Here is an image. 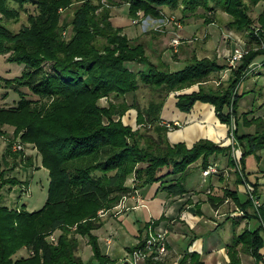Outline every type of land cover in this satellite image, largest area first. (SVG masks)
<instances>
[{"label":"trees","instance_id":"trees-1","mask_svg":"<svg viewBox=\"0 0 264 264\" xmlns=\"http://www.w3.org/2000/svg\"><path fill=\"white\" fill-rule=\"evenodd\" d=\"M72 1L0 0V53H5L6 60L22 64L17 74H0V95L4 96L7 89L17 92L13 103L0 104V123L11 122L17 136L33 145L41 165L47 169L46 193L38 207L8 205L3 201L2 185L16 184L20 178L5 161L4 150L10 141L4 144L0 153V264H124L125 259L117 261L101 251L96 234L90 229L100 223L95 220L96 208L130 189L125 182L127 176H132V187L157 181V187L167 193L180 194L187 189L184 178L188 164L199 158L197 165L204 168L210 163L211 154L222 152L233 166L236 183L245 175L243 156L256 154L264 146V118L247 115L245 109L237 111V98L245 90L231 91L248 65L257 60L264 63V0L255 18L249 14L248 4L258 0H110L124 2L127 14L133 18L138 14L169 15L163 5H179L185 14L200 6L203 19H210L214 8L219 7L228 14L227 27L247 28V38L257 44L262 41L260 46L242 53L233 66L214 56L191 55L174 68L159 55L151 59L141 40L112 24L108 5L99 0H74L67 20L69 32L64 36L63 18L56 20V8ZM25 2L34 3L36 11L28 13L27 22L16 29L8 27L3 20L15 19ZM254 20L259 24L257 35L251 28ZM226 65L224 86L202 84L210 72ZM138 81L154 93L144 105L122 98L125 93H133ZM193 82H197L196 88L174 93L175 106L185 111L196 99L210 102L215 116L227 125L226 132L232 124V136L240 149L238 157L230 154L229 142L220 144L204 136L189 144L183 140L168 141L166 129L175 123L161 120L162 101L169 91ZM24 86L35 96L27 95ZM110 94L121 99L98 101L100 96ZM129 106L135 109V127L120 118ZM239 116L243 123H253L251 131L237 132ZM226 195L243 209L238 217L260 216L264 220L262 202L257 212L247 211L250 201L239 200L235 187L223 186L221 196L208 194L207 199L215 206ZM228 217L232 230L225 243L227 258L221 264H241L239 250L260 258L258 248L264 243L260 227L243 226L235 231L233 225L238 217L226 215L224 219ZM56 229L54 239L50 238ZM76 233L85 234L90 245L85 259L75 252ZM136 244L125 247L128 250ZM21 246L25 253L12 256ZM148 264L159 262L148 259ZM178 264L203 262L195 250H186Z\"/></svg>","mask_w":264,"mask_h":264},{"label":"rangeland","instance_id":"rangeland-1","mask_svg":"<svg viewBox=\"0 0 264 264\" xmlns=\"http://www.w3.org/2000/svg\"><path fill=\"white\" fill-rule=\"evenodd\" d=\"M99 1H102L104 4L108 5L109 19L112 24L117 25L116 18L118 14L127 16L128 18L126 19H128L130 23H133L132 21L133 17L127 14L124 2L118 3L115 1L114 3H110V0H99ZM73 4H74V0L72 1V3L66 6L59 5L56 8V10L58 11L56 20L60 22L61 19L63 18V23H62L63 25H62L61 33L64 36H66L67 33L69 32L70 24L68 23L67 20L70 17L72 8L74 6ZM262 4H263V0H258L254 4H248L249 14L254 17L257 14V12L260 10ZM162 9L164 12H167L168 14L169 13L172 14L174 16L173 19H169L168 21L169 23L168 24L166 23L167 25H164V26L162 25L160 29H152L151 21L154 18L152 17L149 18V23H148L149 27L146 28V31H144L145 33L143 35L137 34L136 38L143 42L145 53L151 59H155L156 55H158L156 54L155 46H159V43L156 40V38H158L157 36H160L161 38L164 39V36L170 37L171 35L176 34L179 38V42H178L179 45L176 46L177 48H175L174 50L172 49L171 46H169V52H170L171 57L176 56V54H179V55H177L178 57H175L174 63H171L170 61H168L169 62L168 65L171 68L182 65L191 55L195 57L214 56L218 61L223 62L224 64H229L228 66H233L235 65V63L231 64L228 61V52L229 50H231L233 46H235V44H239L240 46H242V49H243L242 53H244L249 48H256L262 44L261 40L259 44H257L251 38L246 37L248 33L246 34L245 29L247 28L234 29V28L227 27L225 25V20L228 18V14L225 13V11H223L219 7L214 8L213 15L212 17H210V19L209 18L203 19V16L201 14L202 7L200 6L196 7L191 13L187 12L188 14H185L180 9L179 5L175 7H167L163 5ZM35 11H36V8H35L34 3L25 2L24 8L19 9L18 15L16 16L15 19H13L12 17H6L3 21L8 27L12 29H16L21 23L27 22L28 13H34ZM139 11L140 10L138 9L135 12L137 13ZM251 28L253 32L257 35L259 31L258 30L259 24L256 20L252 22ZM149 29H151V31H149ZM152 30H154V32H152ZM148 32L150 33L149 37L146 35V33ZM148 38L150 40H147ZM259 39L260 37L258 38V40ZM167 42L169 43V41ZM152 46H154V48ZM4 56H5V53H0V74L5 75V76L17 74L20 71L22 64L15 62V61L6 60ZM256 62H259V61L257 60ZM251 65H248V67H246L243 70L240 80L237 82V84L236 83L234 84L231 91L232 90L234 91V89L236 90V88L238 91L245 90L237 98V102H236L237 111L245 109L247 110V115L259 114L260 116L264 118V63H262L261 65H258L257 73H248L247 75L244 76V74L247 71L253 70L254 66H251ZM228 66L226 65V66H223V68H220L219 70L210 72L207 75V78L202 81V84L209 85L212 87L216 85L224 86L226 83L225 77L227 75ZM194 84L197 85V82H193L184 87H186L187 89V87L192 86ZM23 88L26 90L27 95L32 96V97L35 96L34 94L27 91V88L25 86ZM182 88L174 89L171 91L175 93L177 91H180V89ZM153 96H154V93L149 89V87L143 84L142 82L138 81V86L133 91V93L131 92L125 93L124 95H122V98H124V101H127V102L132 100L133 102H136V104L138 105H144L146 101ZM15 98H17V92L13 89H7V93L4 96L0 95V104L8 105L10 103H13ZM107 99L116 101V100H120L121 97L120 96L114 97L113 95L110 94L107 96H100L98 98V101L100 103H105ZM134 115H135L134 107L129 106L123 110V112L120 115V118L122 119V121L129 123L132 127H135L136 123L134 121ZM236 121H237L236 122L237 132L251 131L253 129V123L251 122L243 123L240 116L237 117ZM13 126L14 125L8 121H4L0 123V153L3 151L4 144L7 141H10V146H9L10 148L8 147L9 150L8 149H6V151L4 150V156L6 159L5 161L8 164L12 165L11 172H14L15 175L18 178H20V181H18L16 184L8 185L7 183H4L2 185L1 189L3 193V201L7 203L8 205H12V204L19 205L22 203L24 204L25 208L33 209V208L38 207L42 203L45 197L46 185H47V169L46 167L41 165L40 160H39V154L36 151V149L33 147V145L30 142L22 141L19 138V136H17V129L14 130ZM219 128L221 129L222 127L220 126ZM227 142L228 140L224 143H227ZM239 153H240L239 147L235 146V155L237 157ZM213 156L215 157L214 162L218 166L223 165L226 162L225 164L231 167V164H229V162L227 163L226 156L222 152H216L215 154H211L210 158H212ZM243 163H244L245 175L251 187L252 185L256 187H258V184L262 185V183L264 182V174H263L264 173V146L259 148L256 154L253 152L246 153L243 156ZM225 170H223V172ZM232 171L233 170L231 169V173H229V169H228V173L225 174L226 178L224 180H220L217 182L218 187L215 189V191H218L217 196H221V191H222L223 186H230V185L236 186L233 180L235 173L233 174L234 171L233 172ZM213 174H214L213 172H209L207 176L201 175L200 167L197 164L190 165L186 169L184 185L187 188L189 187L203 188L208 183V179L211 178ZM221 176H223V174H221ZM22 179H27V180L26 182H23V181L21 182ZM126 180L127 178L125 179V182L128 183L129 181H126ZM131 180L133 181V179ZM251 180H254V181H251ZM129 185H130V189L125 190L123 193H120L119 195L117 194L115 198L109 199L108 203L103 204L100 207L96 208L95 220H100L99 225L108 216L113 221L111 224L113 225L114 223L115 227L117 226V230L124 228L123 227L125 225L124 222L120 221L119 219L117 220L116 218H113V217H115L114 215H116L120 210H122V208L126 206L125 204L126 195L130 193L136 194V189L135 187H132V183ZM20 186L21 188H19ZM24 188H26V190H22ZM260 188L261 186L258 187V191L254 190V194L256 193L258 197L261 196V192H263L264 194V190L263 189L259 190ZM237 195L239 196V200L242 197L248 198L247 196H245V191L242 190L240 187L239 189H237ZM230 198H231L230 196L222 197L223 200L228 199V201H225L224 203L221 204L220 206L221 212H227V213L229 211L233 212V211H237L238 208H240L243 212V209L237 204H235L233 200L231 201ZM248 205L245 208L246 210H250V207ZM252 209L253 208L251 206V210ZM237 213L238 212H236V214H230L229 216L238 217L239 215H237ZM126 217L127 219L129 218L128 219L129 222H132L131 220L133 219L136 226L138 227V231L135 235L137 237L135 239H133V237H135L133 234H128L126 235L125 240L124 241L122 240L123 243L129 245L130 242L132 241L138 242V240L142 238V235L144 234V231H145V228L143 227V223L145 221L143 222V220L146 219V215H144V212H142L141 209L138 208L136 210H129L128 213L126 214ZM152 220L155 223V219L152 218ZM230 222L231 221L229 219H225L223 223L218 225L216 228H213L210 230L207 229V233H201L203 240H204L203 241L204 248L206 247L208 237L211 242L218 241L220 243H224V241H227L231 233ZM262 222L264 225V220ZM260 224H261V229H262L263 225L262 223ZM99 225H97L96 227H98ZM70 226L71 228H73L74 223L70 224ZM243 226H244V222L240 221L236 224L235 230L238 231ZM96 227H92L90 231L95 233L93 230H96L97 229ZM113 230H114V227L110 229V232H112ZM56 231L57 229L52 232L53 239H54ZM76 236H77V245L75 248V252L85 259L90 254V245L86 240L85 234L80 235L76 233ZM96 238H97V242H98V245L101 251H103L101 247L103 246V241H102L101 236L98 239L97 234H96ZM117 239L119 243H122L119 240L120 239L119 236H117ZM130 249H128L127 251L129 252ZM240 251L245 252L242 250ZM261 251H264V245L261 246ZM22 253H25V247L23 246L19 247L12 254V256L16 254H22ZM123 254H124L123 256L128 255L127 252L125 253L123 252ZM148 259L149 258H147V261ZM241 259L243 261V264H253L252 261L254 260L253 256L250 254L248 255L246 252L241 253ZM118 260L119 259L117 258V261ZM120 260H124V259L121 258ZM125 262L127 261H122V263L124 264Z\"/></svg>","mask_w":264,"mask_h":264},{"label":"crops","instance_id":"crops-1","mask_svg":"<svg viewBox=\"0 0 264 264\" xmlns=\"http://www.w3.org/2000/svg\"><path fill=\"white\" fill-rule=\"evenodd\" d=\"M137 17L138 19L135 22L130 23L128 19H126L128 18L127 16L118 14L116 18V24H119L123 28L122 30L128 36L136 37L137 34L143 35L145 33L144 31H146V28L149 27V18H157V16H140L139 14ZM149 31H151V29H149ZM152 32H154V30H152ZM146 35L149 37L150 33L148 32L146 33ZM157 37L158 38H156V40L158 41L159 46H155L156 54H158L165 61H170L171 63H174L175 57H178L177 55L179 54H176V56L172 57L170 56V43L167 42L169 40V37L164 36V39L160 36ZM147 40L150 39L148 38ZM178 45L179 44H177V46ZM152 47L154 48V46ZM261 64L262 63L259 64V62H255L253 64V70L247 71L244 76L248 73H257V67ZM196 87L197 85L194 84L192 86L187 87V89L186 87H184L180 90H188ZM1 90L2 88L0 87V91ZM174 99V92L169 91L165 95L159 110V116L161 120H171L175 123V125H173L172 127H167L166 129V136L168 141L183 140L186 144H189L192 140L196 139L199 136L210 138L220 144H223L228 140V138L226 137L227 125L224 122L217 120L213 112L212 104L210 102L196 99L193 101L190 108L184 111L178 109L175 106ZM209 112L211 115L209 114ZM220 126L222 127L221 129L219 128ZM210 156L209 160L210 162H213L215 157L213 156L212 158H210ZM198 161L199 158L194 159L188 164V167L190 165L197 164ZM225 163L223 165H219L218 167H225L226 170L224 172L220 170L213 172V176L208 179V183L203 188L186 187L187 189L182 193L172 194L167 193L164 189L157 187V181H151L149 183L143 184L142 186L135 187L136 194L130 193L126 195V206L122 208V210H120L116 215H114L115 217L111 216L113 218H116L117 220L119 219L120 221L124 222V228L117 230V226L115 227L114 223L113 226L111 224L113 221L107 216L104 221L98 227H96L97 229L95 228L96 230H93L97 234L98 239L100 236L102 238L103 246L101 247L103 251H105L108 255L113 256L116 260L117 258L125 259L126 256H123V252H127V249H125V246L127 244L123 243V241L125 240L126 235L133 234L135 236L138 231V227L136 226L133 219L131 220L132 222H129V218L127 219L126 214L129 210H136L140 208L141 211L144 212V215H146V219L143 220V222L145 221L143 223L144 228L149 218H154L156 224H164L168 228L166 240V253L161 260L157 259L159 264H178V259L180 255L186 250H195L198 254V258L203 262V264H221L227 258L225 250L226 241H224V243H220L218 241L211 242L208 237L206 247L204 248V240L201 233H207V229L210 230L222 224L225 220L224 216L236 214V212L230 211L228 213L221 212V204L225 201H228V199L217 203L215 206H213L207 199L208 194H211L213 196L217 195L218 191H215V189L218 187L217 182L226 178L225 174L228 173V169L229 173H231V169L233 170V166L229 167ZM221 174H223V176H221ZM207 175L208 173L205 174V176ZM126 178V181H129L128 184L133 183V181L131 180V175L127 176ZM246 184H248V181L246 175H243L242 180L235 183L236 186L230 185L229 187H236V194L237 189H239L240 187L242 190L245 191L246 196ZM260 186L261 188L259 190H264V182L262 183V185L258 184V187ZM258 187L252 185L253 190L258 191ZM261 196L260 200L264 207L263 192H261ZM242 199H244V197L240 198V200ZM230 200L232 201L231 198ZM248 206L250 207V210L247 211H251L250 203ZM226 219L230 220L229 217ZM240 221L244 222V226H246L247 228H254L256 226H259L260 231L264 236L263 228L261 229V224L257 217L249 215L238 217L237 222L233 225L234 230L236 224ZM230 226L232 230L231 222ZM113 227L114 230L110 232V229ZM117 236H119V240L122 243H119ZM136 237L137 236L133 237V239H135ZM133 242L134 241L130 242V244ZM261 246L258 248V250L261 252V257L258 259H254L252 261L253 264H264V251H261ZM241 253L245 252H241L240 250L238 251L241 264H243V261L241 259ZM247 254L249 255V253Z\"/></svg>","mask_w":264,"mask_h":264},{"label":"built area","instance_id":"built-area-1","mask_svg":"<svg viewBox=\"0 0 264 264\" xmlns=\"http://www.w3.org/2000/svg\"><path fill=\"white\" fill-rule=\"evenodd\" d=\"M173 15L169 14L164 15L163 13L160 16H157V18H154L151 21V28L153 29H160L161 26L165 25L169 19H173ZM138 17L132 18V21H136ZM169 23V22H168ZM178 24V23H176ZM169 43L172 49L174 50L179 42V38L176 34L171 35L169 37ZM242 46L239 44H235L229 50L228 52V61L231 64H234L237 62V60L240 58L242 54ZM236 88V86H235ZM235 90V89H234ZM233 92V90H232ZM167 124V123H166ZM168 127H171L168 125ZM232 124L229 125L228 131L226 132V137L228 138V142L230 143V154L232 156L235 155V146H237L236 141L233 139L232 132H231ZM234 166L237 168V165L234 164ZM217 170H225V167H218L215 162L208 163L204 168L200 169V172L202 175H205L209 172H216ZM246 189V196L248 197L250 204L252 206V210H255L257 212L258 205L261 203L260 197L257 196V194H254V190L251 187V185L248 183L245 185ZM225 200V199H224ZM241 213L242 210L240 208L237 209V211ZM260 223L263 225V220L260 218V216H257ZM264 231V227H263ZM167 233L168 228L164 224H156L153 222L152 219H149L146 226L144 234L142 235V238L138 240V244L133 246L126 255L125 260L128 264H147V258L149 259H162L166 253V240H167ZM50 238H53V235H50ZM124 259V258H122Z\"/></svg>","mask_w":264,"mask_h":264}]
</instances>
